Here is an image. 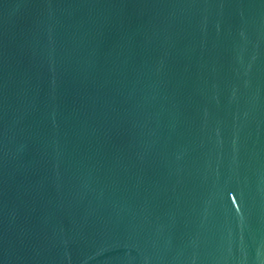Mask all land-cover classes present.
Returning <instances> with one entry per match:
<instances>
[{
    "label": "water",
    "instance_id": "95a60500",
    "mask_svg": "<svg viewBox=\"0 0 264 264\" xmlns=\"http://www.w3.org/2000/svg\"><path fill=\"white\" fill-rule=\"evenodd\" d=\"M0 264H264V0H0Z\"/></svg>",
    "mask_w": 264,
    "mask_h": 264
}]
</instances>
